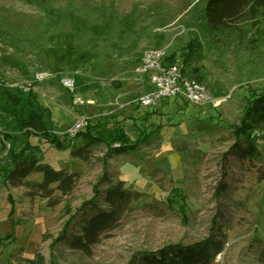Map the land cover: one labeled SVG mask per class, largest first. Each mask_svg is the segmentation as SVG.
I'll use <instances>...</instances> for the list:
<instances>
[{"label": "rangeland", "instance_id": "rangeland-1", "mask_svg": "<svg viewBox=\"0 0 264 264\" xmlns=\"http://www.w3.org/2000/svg\"><path fill=\"white\" fill-rule=\"evenodd\" d=\"M206 2L0 0V264H17L14 255L32 258L38 250L45 264H141L142 252L209 237L225 242L214 264H264V124L251 126L246 113L247 85L264 90V9L236 28L213 30ZM159 49L206 85L219 105L178 95L140 104L152 84L136 70L146 50ZM66 77L75 78L74 90L62 84ZM19 85L32 86L33 107L43 109L58 134L84 114L106 129L118 120L129 138L125 145L91 128L106 139L86 162L71 155L83 136L69 135L58 146L32 134L41 162L80 173L56 206L6 182V153L23 145L15 141L16 117L31 107L14 105L3 90L18 92ZM249 140L261 156L235 155L236 144ZM122 144L127 149L117 153ZM27 179L41 181L43 174ZM120 180L141 196L91 254L71 248L69 236L105 206L103 192Z\"/></svg>", "mask_w": 264, "mask_h": 264}, {"label": "trees", "instance_id": "trees-1", "mask_svg": "<svg viewBox=\"0 0 264 264\" xmlns=\"http://www.w3.org/2000/svg\"><path fill=\"white\" fill-rule=\"evenodd\" d=\"M261 9H264V0H207L205 14L207 22L213 30H230L236 28L248 15L249 18H255ZM164 61L166 64L174 63V59L170 56H167ZM13 88L17 89L18 92L3 90L8 96V100L16 106L21 104L22 108L31 107V109L28 110L27 114L22 113L16 117L19 132L16 135L18 138L14 139L23 145L20 149L14 147L6 153L11 165L6 172V182L12 187L24 186L26 188L25 194L30 198L39 197L47 200L49 206H56L63 196L71 194L75 189L80 179V173L71 171L69 168L56 169L50 164L41 162L36 153L37 145L30 142V136L40 134L52 144L65 146L70 141L68 137L71 134L69 132L58 134L53 129L48 128L43 109L39 105L38 109L33 107L36 104L32 103L35 99L32 86L26 88L19 85ZM247 90L249 91L246 95L249 103L246 111L247 118L251 121V126L258 128L264 124V90L258 92L255 88H251V85H247ZM100 122L96 124L88 122L87 132H83L81 129L71 135L78 138L80 135L83 136L81 145L71 150V155L74 158L89 161L94 147L106 139L102 136H93L90 133L91 128L111 132V136L113 133L115 140H119L123 144L129 142L127 134L123 132L124 128L117 124L118 120L110 129L101 126ZM5 126L8 127L7 123ZM5 136L10 140L15 137L11 132H7ZM123 144L114 150L117 153L124 152L127 148ZM234 154L241 158H258L261 156L258 147L250 140L245 146L236 144ZM32 172H41L43 179L41 181L28 180L27 178ZM140 196L141 193L138 190L128 189L124 180L109 185L103 192L105 206L96 207L98 210L86 219L80 230L69 236V246L91 254L93 246L100 242L103 237L110 236L111 231L120 225L131 203ZM66 237L67 234H64L62 239ZM224 245L223 240L211 237L191 244L172 243L154 251L142 252L139 261L141 264H214L216 256L224 249ZM14 258L17 264H45V257L39 250L32 258L24 257L21 254L14 255Z\"/></svg>", "mask_w": 264, "mask_h": 264}, {"label": "built area", "instance_id": "built-area-1", "mask_svg": "<svg viewBox=\"0 0 264 264\" xmlns=\"http://www.w3.org/2000/svg\"><path fill=\"white\" fill-rule=\"evenodd\" d=\"M166 53L164 50H146L142 56V63L137 68V73L142 77L148 74L152 87L147 93L139 97V103L143 105H156L157 99L161 96L178 95L185 100L200 106H217L219 100L215 98L203 83L188 77L182 71V67L177 64L165 63ZM62 84L74 90L76 86L75 78H62ZM75 104L82 101L78 98L73 99ZM119 108H124V103H119ZM89 120V116L82 114L74 126L68 132L73 135L83 129Z\"/></svg>", "mask_w": 264, "mask_h": 264}]
</instances>
